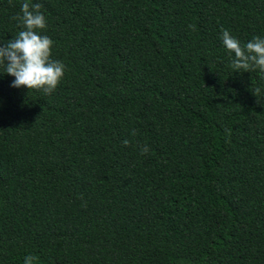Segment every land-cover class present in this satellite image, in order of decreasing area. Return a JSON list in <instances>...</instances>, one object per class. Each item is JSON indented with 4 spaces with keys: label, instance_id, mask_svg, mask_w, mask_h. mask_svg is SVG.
Returning <instances> with one entry per match:
<instances>
[{
    "label": "trees",
    "instance_id": "16d2710c",
    "mask_svg": "<svg viewBox=\"0 0 264 264\" xmlns=\"http://www.w3.org/2000/svg\"><path fill=\"white\" fill-rule=\"evenodd\" d=\"M25 2L66 70L0 67V264H264V78L221 39L264 0H0V45Z\"/></svg>",
    "mask_w": 264,
    "mask_h": 264
},
{
    "label": "clouds",
    "instance_id": "9594fccd",
    "mask_svg": "<svg viewBox=\"0 0 264 264\" xmlns=\"http://www.w3.org/2000/svg\"><path fill=\"white\" fill-rule=\"evenodd\" d=\"M40 7L39 4L23 3L21 14L14 17L19 21L21 30L7 44L0 45V67H3L4 74L15 77L11 87L26 88L28 95L33 91L52 94L60 85L66 70L61 61L51 58L54 42L42 34L47 28V22ZM221 31L223 46L231 59L230 67L244 73L259 70L264 78V38L254 37L241 45L228 30ZM260 92L256 88L253 94L258 98ZM132 134L135 135V131ZM128 143L124 141L125 145ZM148 151L147 145H144L141 155ZM36 260L35 256L29 255L24 258V264H35Z\"/></svg>",
    "mask_w": 264,
    "mask_h": 264
}]
</instances>
